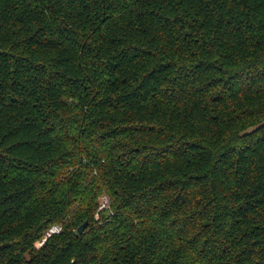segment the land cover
<instances>
[{"label": "trees", "instance_id": "trees-1", "mask_svg": "<svg viewBox=\"0 0 264 264\" xmlns=\"http://www.w3.org/2000/svg\"><path fill=\"white\" fill-rule=\"evenodd\" d=\"M0 264H264V0H0Z\"/></svg>", "mask_w": 264, "mask_h": 264}, {"label": "built area", "instance_id": "built-area-1", "mask_svg": "<svg viewBox=\"0 0 264 264\" xmlns=\"http://www.w3.org/2000/svg\"><path fill=\"white\" fill-rule=\"evenodd\" d=\"M99 200H100L99 209H104V208H106V207L108 206L109 201H108V198H107L106 195H102V196L99 198ZM59 231H60V226H58V225H53V226L48 230V232L46 233V236H49V235L52 234V233H57V232H59ZM39 244H41V242H40Z\"/></svg>", "mask_w": 264, "mask_h": 264}, {"label": "water", "instance_id": "water-1", "mask_svg": "<svg viewBox=\"0 0 264 264\" xmlns=\"http://www.w3.org/2000/svg\"><path fill=\"white\" fill-rule=\"evenodd\" d=\"M85 225H86V222L82 223V224L78 227L77 232H78V233H81Z\"/></svg>", "mask_w": 264, "mask_h": 264}, {"label": "rangeland", "instance_id": "rangeland-1", "mask_svg": "<svg viewBox=\"0 0 264 264\" xmlns=\"http://www.w3.org/2000/svg\"><path fill=\"white\" fill-rule=\"evenodd\" d=\"M99 204H100V200H99ZM36 245H38L39 246V244L37 243Z\"/></svg>", "mask_w": 264, "mask_h": 264}]
</instances>
